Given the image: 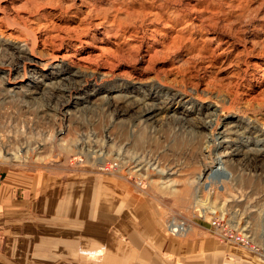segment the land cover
<instances>
[{
  "label": "rangeland",
  "instance_id": "obj_1",
  "mask_svg": "<svg viewBox=\"0 0 264 264\" xmlns=\"http://www.w3.org/2000/svg\"><path fill=\"white\" fill-rule=\"evenodd\" d=\"M58 1L0 0L5 17L0 21V172L75 173L83 188L102 189L107 183L108 192H98V198L123 210L140 209L144 228H160L167 238L193 231L215 239L210 230L216 217L248 235L257 249L246 250L245 263L264 264V176L243 162L258 150L255 163L264 167V0ZM99 9L123 25L119 41L134 47L133 54L156 45L159 52L148 69H138L146 65L143 57L134 63L122 59L111 74L96 64L54 60L55 34L94 32L93 23L103 15L96 14ZM85 38L89 44L75 40L70 52L78 48L80 55H93L101 52L95 45L114 48L97 37ZM174 39L181 40L177 56L159 46ZM181 53L188 63L169 71ZM131 69L130 77H121ZM54 86L66 88L60 96L69 102L65 112L49 97ZM142 99L159 107L150 119L144 104L138 105ZM210 105L220 118L215 140ZM206 141L214 156L235 152L226 162L221 158L225 170L215 172L225 175V188L210 194L204 188L199 193L204 200L191 202L197 180L192 176L209 161ZM100 158L103 162H96ZM174 223L180 228L171 230Z\"/></svg>",
  "mask_w": 264,
  "mask_h": 264
},
{
  "label": "crops",
  "instance_id": "obj_2",
  "mask_svg": "<svg viewBox=\"0 0 264 264\" xmlns=\"http://www.w3.org/2000/svg\"><path fill=\"white\" fill-rule=\"evenodd\" d=\"M106 184L83 188L75 173L2 172L0 264H249L248 249L207 234L167 238L144 228L140 209L98 198Z\"/></svg>",
  "mask_w": 264,
  "mask_h": 264
},
{
  "label": "bare ground",
  "instance_id": "obj_3",
  "mask_svg": "<svg viewBox=\"0 0 264 264\" xmlns=\"http://www.w3.org/2000/svg\"><path fill=\"white\" fill-rule=\"evenodd\" d=\"M82 1H86V0H82ZM99 1L102 2L104 0H99ZM60 2H61V0L58 1L59 4H60ZM71 4L72 3L69 2L65 6L67 7V6L71 5ZM91 11L92 10H91V7H90L88 12H86V16L90 15L92 13ZM106 11H107L106 9H99L97 11L96 14H102L103 13V15L101 16V18L99 17L98 20L93 23L94 27H96L94 32L90 31V30L88 31L85 28L84 29L82 28L80 31L76 32L74 35H72V34L71 35L55 34V36L58 38V46H57V48H58L57 51L58 52L54 55V60L55 61H67V63L70 64L71 66L76 64L77 66L85 67L84 65L81 64V62L89 63V64H96V65H100L101 68H103V69L107 68L108 72L111 74L112 73V69H114L122 59L128 61V63L129 62L130 63H134L136 60H139L140 57H143L144 60L146 61V65L147 66L143 65L142 67H138V69H141L143 71L148 69L149 68L148 63H150L158 55V52H159L158 50L159 49H157L156 47L154 48V46H156V45H154V46L153 45H148L147 48H145V53H143V54H140V53L133 54V52H130L132 49H134V47H125L126 43L123 44V43H121V41H119V37L122 36L125 33L124 29H122L123 25H121V23H117V21H115L117 19L112 20V21L111 20H107L106 15H105ZM153 14H155L156 17H158L157 16L158 14L156 12H154ZM4 18L5 17H4L3 14L0 15V21L4 20ZM116 23H117V25H116ZM115 25H116L117 28L114 29L113 26H115ZM83 30H85V31H83ZM96 34H99V35L96 36ZM53 36L54 35H50L49 37H53ZM86 36H88L90 39H94V38L97 37L99 42H101L103 44H105V42H108L109 44H111V47L113 46L114 48L106 49L105 47H102V46H99V45H95L94 47L96 49L100 50L101 52L97 53V54L95 53L93 55L91 53H88L86 55H80L78 53V48H73L74 51L70 52V49L75 44V42H74L75 40L79 41L81 43H88L89 44L88 40L85 38ZM111 37L114 38V39L112 41H109V38H111ZM212 39L213 38H211V40ZM116 41H119V42H116ZM180 41L181 40L174 39L170 44H167V45L163 41V42H161L159 44V46L160 45L163 46L166 51H171L175 56H177V53L180 51V47H181V42ZM63 46L65 47L64 49L62 48ZM139 46H141V45L138 44V46L135 47L136 50H134V51H138L139 50L138 49ZM62 49H63V51H60ZM175 56H174V58H175ZM176 59H177V61H176ZM176 59H175V61L177 62L176 65L173 63L174 65H173V67H171L169 69V71L174 70V69H180L181 67H183L185 64L188 63V60L184 59L182 53ZM134 69L135 68L133 66V70ZM138 69H136V70H138ZM133 70L131 69L128 72L124 71L120 75H121L122 78L123 77L126 78L128 76L130 77L132 75ZM182 82H184V81L182 80ZM190 83L193 86H195L197 84V83L195 84L193 81H191ZM55 88H57L59 90L63 89V91H60V93H58V92H56ZM52 89L53 90H52V92H51L49 97L50 98L55 97V100L53 101V103L56 102V104L58 105V107H55V108L57 110L59 109L61 111L64 110V108L67 106V104L69 102L67 100H65V99H60V96H62L64 94V91L66 90V88H62V87H59V86H54ZM167 91H169L170 95L172 96L171 90L169 88H168ZM3 97H6V96L4 95ZM58 98H59V100H58ZM0 99H2V96H0ZM142 104L146 105L144 103V99H142L141 101L138 102V105H142ZM48 105L49 104H47V108L53 109L51 104L49 106ZM144 105L142 106V108L141 107H139V108H141L142 110H144L146 112L145 113L146 119H150V118H152L153 116H155L157 114L156 110H159V107H155L153 104H151V105L149 104V105H146V106H144ZM119 109H122V108H119ZM208 109H210V111H208L207 113L209 115L211 114V115L215 116L214 117L215 119L212 120L213 117H211V119L209 120V127H211V130H210L211 134L210 135L212 137V140H215L214 134H215V130H216L218 124H220V122H218V121H220V118H219L218 111L217 112L215 111L216 109L213 107V105H210V108L208 107ZM65 110H64V112H65ZM64 116H65V114H64ZM235 116L237 117V115H234L233 118ZM229 118H232L231 115H230ZM205 146L207 147V154L206 155L208 156L209 161H204V163H203L204 165L200 169V173L198 172L197 176H192L193 178L195 177L194 179L192 178L193 179L192 182L195 181V179H197V180H196V183H195L196 186H195V188H193V192L191 194V197L189 198V200L191 202L204 200V199L199 197L200 196L199 193L204 188H206V192L209 193V194L211 192H214L215 189L225 188V184L227 182V179L224 178L225 175H222V174L216 175L215 172L216 171H222V170L224 171L225 169H224V167L221 164L222 163L221 158H224L223 162H226L227 158L230 159L231 158V154H233L235 152L234 149L233 150L230 149V150L223 151L222 153H219L218 155L214 156L212 154L213 144L209 143L208 141H206ZM258 155H259L258 154V150H256V151L254 150V152H252V155L246 156L244 158L243 162L248 167H250V168H252L254 170H259V175L264 176V167L259 166V165H257L255 163V158ZM96 162L102 163L103 162L102 158L98 159V161L96 160ZM206 171H208V173L204 176V173ZM202 177H204L203 178L204 180L201 182L199 180ZM175 224L176 223H174V225L171 224L169 226L171 230H175V229L180 228L178 226V224L177 225H175Z\"/></svg>",
  "mask_w": 264,
  "mask_h": 264
},
{
  "label": "built area",
  "instance_id": "obj_4",
  "mask_svg": "<svg viewBox=\"0 0 264 264\" xmlns=\"http://www.w3.org/2000/svg\"><path fill=\"white\" fill-rule=\"evenodd\" d=\"M2 178V173L0 172V181ZM210 232L219 238L222 242L225 241V243H232L237 244L243 248L249 249V250H257L254 249V246L250 244V239H248V235L241 232L237 233L235 230H231L230 227H227L225 223H221V221L214 217V219L211 220V230Z\"/></svg>",
  "mask_w": 264,
  "mask_h": 264
}]
</instances>
